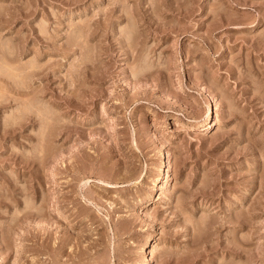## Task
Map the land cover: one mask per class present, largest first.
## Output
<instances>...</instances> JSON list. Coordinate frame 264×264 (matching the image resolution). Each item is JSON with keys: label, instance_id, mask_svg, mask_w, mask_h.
<instances>
[{"label": "rangeland", "instance_id": "1", "mask_svg": "<svg viewBox=\"0 0 264 264\" xmlns=\"http://www.w3.org/2000/svg\"><path fill=\"white\" fill-rule=\"evenodd\" d=\"M0 264H264V0H0Z\"/></svg>", "mask_w": 264, "mask_h": 264}, {"label": "bare ground", "instance_id": "2", "mask_svg": "<svg viewBox=\"0 0 264 264\" xmlns=\"http://www.w3.org/2000/svg\"><path fill=\"white\" fill-rule=\"evenodd\" d=\"M208 110H210V109H208ZM207 112H208V111H207ZM213 114H214V113H213ZM207 115H208V113H207ZM210 116H211V114L209 115V118H210ZM214 116H215V115H214ZM213 118H214V117H213ZM213 118H212V119H213ZM213 120H214V119H213ZM215 120H216V118H215ZM211 121H212V120H211ZM215 124H216V123H215ZM206 125H207V127L210 126V125H211V122H210L209 124H206ZM206 125H205V126H206ZM202 128H203V126H202ZM209 128H210V127H209ZM213 129H214V128H213ZM208 130H209V129H208ZM210 130H212V129H210ZM205 132H206V131H205ZM169 159H171V158H169ZM169 159H167V160L169 161ZM170 161H171V160H170ZM166 163H167V162H166ZM167 165H168V167L170 168L171 165H170L169 162H168ZM167 165H166V166H167ZM163 182H164V181H163ZM165 182H166V181H165ZM163 188H165V186H164ZM163 188H161V189H163ZM156 196H157V195H156ZM156 198H157V197H156ZM155 200H156V199H155ZM157 201H158V200H157ZM49 202H53V201H49ZM147 202H148V201H147ZM147 202H146V203H147ZM47 203H48V202H47ZM152 203H153V202H152ZM52 204H53V203H52ZM152 205H153V204H152ZM49 206H50V205H49ZM145 206H146V205H145ZM148 208H150V207H148ZM148 211H149V209H148ZM142 213H143V215H146V213H144V212H142ZM147 214H148V212H147ZM144 252H145V251H144ZM146 253H147V251H146Z\"/></svg>", "mask_w": 264, "mask_h": 264}]
</instances>
